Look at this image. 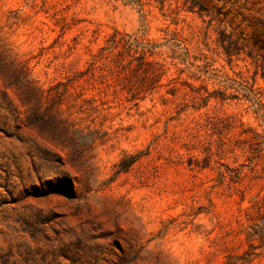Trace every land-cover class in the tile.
<instances>
[{
    "label": "rangeland",
    "instance_id": "374dc122",
    "mask_svg": "<svg viewBox=\"0 0 264 264\" xmlns=\"http://www.w3.org/2000/svg\"><path fill=\"white\" fill-rule=\"evenodd\" d=\"M263 107L264 0H0V264H264Z\"/></svg>",
    "mask_w": 264,
    "mask_h": 264
},
{
    "label": "trees",
    "instance_id": "16d2710c",
    "mask_svg": "<svg viewBox=\"0 0 264 264\" xmlns=\"http://www.w3.org/2000/svg\"><path fill=\"white\" fill-rule=\"evenodd\" d=\"M190 7H191V9H195V7H198V11L200 12V14L205 13V12L207 13V11H208L207 8L202 6V4H199L198 6H195V4H191ZM210 17H211V19H213V15H211ZM243 39H244V36L241 32H238V33H234L232 31L227 32L224 29V31H221V36L219 38V41H220V44L222 45V47L224 49L225 54L230 58L231 55L234 53L233 48L235 50H239L240 45L243 43ZM137 45H140V44H137ZM142 54H144V52H142ZM251 57L253 58L254 56H251ZM254 63H255V71L254 72L256 75L257 74V66H258L257 60H254ZM15 81H18V80H15ZM23 85L25 86V84H22V87H23ZM249 101H251V100H249ZM254 102H256V101H254ZM262 117L264 118V107H263ZM224 177H225L224 175L221 176V178H224ZM263 200H264V195H262L261 192H258L254 202L249 207V209L251 208L250 210H252L251 212H256V211L257 212H263V208H264V201ZM249 209L247 212H249ZM247 215H248V213H247ZM249 217L250 218L252 217L251 220L253 223L254 219H253L252 214H250ZM249 227H251V225H249ZM259 233H260L259 234L260 237L264 236V229H262Z\"/></svg>",
    "mask_w": 264,
    "mask_h": 264
}]
</instances>
